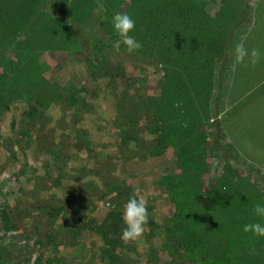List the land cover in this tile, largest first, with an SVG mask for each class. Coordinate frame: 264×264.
I'll use <instances>...</instances> for the list:
<instances>
[{
  "label": "rangeland",
  "instance_id": "1",
  "mask_svg": "<svg viewBox=\"0 0 264 264\" xmlns=\"http://www.w3.org/2000/svg\"><path fill=\"white\" fill-rule=\"evenodd\" d=\"M90 2L82 22L60 11L62 4L44 8L78 41L73 53L49 44L40 53L43 83L57 91L53 101L42 107L21 99L0 110V248L5 253L0 264H204L178 249L169 236L179 206L225 185L242 206L243 201L251 205L248 217L247 207L239 214L251 223L257 222L253 205L264 200V120L251 121L259 119L264 105L244 100L246 110H236L237 101L264 78V17L258 14L244 44L257 49L259 59L252 64L245 57V63L230 65L217 116L220 139H213L214 95L204 103L210 111L200 108L191 130L186 121L176 122L180 135L174 143L169 117L167 124H155L166 66L141 49L129 54L123 45L114 48L102 27V6ZM120 2L116 12H126L130 0ZM206 2L205 10L215 14L219 0ZM68 86L81 100L74 106L62 90ZM30 104L36 108L32 117L26 114ZM127 124L136 137L128 145L122 141ZM161 132L165 142L159 141ZM177 148H201L198 173L182 169ZM136 188L147 202L148 221L139 238L123 240V205ZM220 196L203 211L217 208ZM109 213L118 223L120 241L113 262L95 232ZM246 235L249 242H259L250 232ZM256 249L264 255L262 245Z\"/></svg>",
  "mask_w": 264,
  "mask_h": 264
},
{
  "label": "trees",
  "instance_id": "2",
  "mask_svg": "<svg viewBox=\"0 0 264 264\" xmlns=\"http://www.w3.org/2000/svg\"><path fill=\"white\" fill-rule=\"evenodd\" d=\"M90 1L102 6L105 14L102 27L109 35L108 42L114 43L116 36L111 29L110 17L119 8L120 0H0V110L8 109L12 102L21 99L42 107L53 101L57 91L43 83L44 65L40 53L48 44L73 53L78 41L65 24L45 14L44 8L62 4L60 11L65 10L72 19L82 22L89 16ZM219 3V9L213 15L205 10L206 0H130L126 9L136 21L131 34L141 42V51L154 54L166 66L167 77L156 103L160 118L155 124L166 123V117H169L174 143L180 135L177 126L174 127L176 122L182 125V121H186L190 129L195 118L201 116L199 109L204 111V103L214 95L213 139H220L217 116L227 74L234 63V45L245 44L251 34L249 26L253 23L249 0H219ZM93 49L98 50L96 46ZM90 73L93 75L92 69ZM62 90L68 93L70 105L81 101L72 86ZM35 104H30V111L26 112L29 117L36 113ZM207 111L210 110L207 108L204 113ZM162 114L166 116L162 117ZM119 116L121 119L122 114ZM134 129L128 124L122 128L124 144L136 139ZM161 134L159 141L165 142L163 132ZM177 153L182 169L189 173L200 171L201 148H177ZM213 188L204 198L190 199L179 206L173 230L169 232L175 246L204 264H264V255L256 249L260 245L264 248V238L252 243L242 231L247 218L240 216V211L247 207L248 217V206L251 205L243 201L242 206L238 195L233 190L228 193L229 188L225 185L220 190ZM218 194L221 199L217 208L203 211ZM178 199L182 201L187 197L178 196ZM117 224L114 214L109 213L108 218L95 228L104 243V255L110 262L116 258L112 251L120 242L115 236ZM241 236L246 237L240 239ZM0 253L5 257L1 248Z\"/></svg>",
  "mask_w": 264,
  "mask_h": 264
},
{
  "label": "clouds",
  "instance_id": "3",
  "mask_svg": "<svg viewBox=\"0 0 264 264\" xmlns=\"http://www.w3.org/2000/svg\"><path fill=\"white\" fill-rule=\"evenodd\" d=\"M112 32L116 36L113 47L119 49L123 45L124 50L129 53H135L142 45L131 33L135 28V19L127 12H114L110 17ZM259 52L253 48L248 50L243 42L234 45V62L240 64L248 57V62L255 64L259 59ZM139 188L130 196L123 205L121 220L123 227L121 229V239L135 240L139 238L144 226L148 221L147 202L142 197L136 195ZM252 213L257 217V222L246 223L242 227L244 233H251L256 238H264V200H259L253 205Z\"/></svg>",
  "mask_w": 264,
  "mask_h": 264
},
{
  "label": "crops",
  "instance_id": "4",
  "mask_svg": "<svg viewBox=\"0 0 264 264\" xmlns=\"http://www.w3.org/2000/svg\"><path fill=\"white\" fill-rule=\"evenodd\" d=\"M249 5L252 8L251 16H252V23H253V25L249 26V31H250V33H252V31L255 30L256 22H258V19H257V18H259L258 14L261 13V15H263V17H264V0H253V2L249 1ZM259 34H260V32H259ZM262 52H264V49H262ZM234 63H232V65ZM243 63H245V61L242 62V64ZM244 100H249L251 103L258 104V105H259L258 102H261L260 106L264 105V103H263V101H264V78L260 81L259 84L256 83L253 86V91H251L249 93H245L244 98L237 101L236 110H237L238 114L245 111L246 108L248 107V105L244 102ZM261 119L264 120V108H262V110H261V114H260L259 119L252 117L251 121L260 122ZM256 128H259V127L257 126ZM260 136H264V130L261 131Z\"/></svg>",
  "mask_w": 264,
  "mask_h": 264
}]
</instances>
